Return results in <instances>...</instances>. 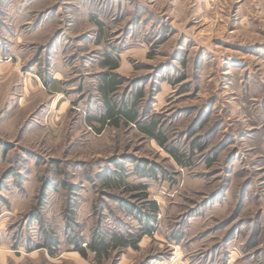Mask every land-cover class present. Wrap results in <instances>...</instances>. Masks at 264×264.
I'll return each mask as SVG.
<instances>
[{
  "label": "rangeland",
  "instance_id": "1",
  "mask_svg": "<svg viewBox=\"0 0 264 264\" xmlns=\"http://www.w3.org/2000/svg\"><path fill=\"white\" fill-rule=\"evenodd\" d=\"M108 57L166 145L98 119ZM0 186V264H264V0H0ZM150 200L138 248L69 244L136 233L124 204ZM45 231L55 255L27 249Z\"/></svg>",
  "mask_w": 264,
  "mask_h": 264
},
{
  "label": "trees",
  "instance_id": "2",
  "mask_svg": "<svg viewBox=\"0 0 264 264\" xmlns=\"http://www.w3.org/2000/svg\"><path fill=\"white\" fill-rule=\"evenodd\" d=\"M103 63L105 67H108L109 71H105L103 73V78L99 85V90L105 99V112L103 116L99 117L98 119L101 120L104 125L110 123L112 125L118 126L122 119H125L127 123H139L142 132L152 138H155L161 145H166L167 139L161 132H157V125L155 122H140L137 119V113L133 108H128L125 106L116 108V105L110 98V94L115 92L116 88L121 82L117 74L113 72L119 67L120 62L108 57ZM181 79L182 77H180L178 81ZM171 152H173V155L178 161H180L181 164L184 163L182 156L174 152L173 149ZM154 172L155 169L153 167L146 166V164L144 165L138 163L134 168V173H136L139 177H153ZM11 174L13 173L10 172L8 176ZM117 174L122 176L121 173ZM116 179L121 181V178ZM141 186L144 187V185ZM124 206L127 210H129V212L137 217L139 223L141 224V230H137L136 233L128 231L127 234H122L120 232L101 231L100 228H97L93 230V232H91L90 236L87 238L81 236L80 231H74L73 234L68 235L69 244L72 245L73 249L78 251L82 256L87 257L89 252H91L98 259L109 256L112 250H116L121 247L132 246L133 248H138L143 236L146 234L151 235L156 230L155 222L157 221L160 208L159 205L152 200L149 201L147 209L144 208L142 210H137L127 203H125ZM40 248L48 249L52 255H55L58 252V242L51 236V234L45 231L43 242L38 243L34 248L28 247L27 249L32 251L34 249Z\"/></svg>",
  "mask_w": 264,
  "mask_h": 264
}]
</instances>
